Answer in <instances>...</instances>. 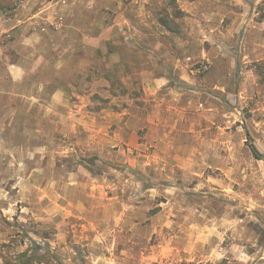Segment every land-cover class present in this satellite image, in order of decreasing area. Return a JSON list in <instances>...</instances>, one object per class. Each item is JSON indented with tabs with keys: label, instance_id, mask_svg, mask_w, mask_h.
<instances>
[{
	"label": "rangeland",
	"instance_id": "obj_1",
	"mask_svg": "<svg viewBox=\"0 0 264 264\" xmlns=\"http://www.w3.org/2000/svg\"><path fill=\"white\" fill-rule=\"evenodd\" d=\"M107 5L109 42L36 48L44 94L0 144V264H264V62L243 54L264 1ZM5 17L7 72L33 47H11Z\"/></svg>",
	"mask_w": 264,
	"mask_h": 264
},
{
	"label": "crops",
	"instance_id": "obj_2",
	"mask_svg": "<svg viewBox=\"0 0 264 264\" xmlns=\"http://www.w3.org/2000/svg\"><path fill=\"white\" fill-rule=\"evenodd\" d=\"M40 1L41 0H0V10L2 8L7 10V17H5L8 18L5 19L7 20L6 26L11 29L10 32L14 38V41H10L11 47L17 49L16 45L19 44L33 47L31 50L29 49L26 52H22L23 57L19 63H10V69H8L7 72L0 71V144H7V135L15 126L19 127V122H12L18 116V110L21 107L19 106V101H25V99H28L29 96L34 94H44V80L40 77L39 71L44 67L45 57L40 55L36 48L43 45L59 46L60 43L55 41L60 38L63 39V35H66L68 31L70 32L69 35L65 37L69 38L64 39L69 40V42H65L63 46L74 48H77V46H101L102 43L110 41L107 35L115 27L110 26L107 19H105V24H98L96 20L93 21L94 13L99 11L98 6H96L97 0H94V3L92 2L93 4H90L84 9L83 20L77 18V7L81 8V0H66L65 2H68L69 7L66 8L61 6V11H58V17H55L57 12L56 8H54L53 11L55 15L52 13V20L46 23L49 24L50 22L52 25L53 22L59 28H56L57 30L49 28L47 33L41 34L39 32V26L42 25L43 14H46L47 18H49L48 14H50L51 10L48 9L52 8L54 5H49L46 9V13L42 8L37 7ZM259 1L263 2L264 0H258V2ZM62 2V0H59V2L57 1V3H59L57 7H59ZM106 2L108 5L101 6L106 8H102L100 11V13L106 15L110 14V11H112L111 8L115 6V4H117L118 7L121 5L130 6L132 8L147 7L149 10H153L160 5H158L159 0H106ZM178 2L181 3L182 0H178ZM64 11L69 14L66 15ZM31 14L33 16L37 15L38 18H31L29 16ZM65 15L66 20L63 18ZM244 20L248 21V29L245 39L246 43L244 45L246 51H244L243 54L250 52V57H246L248 60L264 62V20L261 22L249 21L247 18ZM48 38H51L49 41L52 42L48 41L46 44L45 42ZM14 44L15 46L13 47ZM126 44L128 45L129 42L126 41ZM133 44L136 45L138 43L133 42ZM17 68H19V70H16ZM31 84H33L32 87H30ZM41 123L43 124V122ZM2 187V184H0V206H2L4 202ZM9 206H11V208L5 210H7V213H12L13 205L10 203ZM1 233L0 231V234ZM0 263H3L1 259Z\"/></svg>",
	"mask_w": 264,
	"mask_h": 264
},
{
	"label": "trees",
	"instance_id": "obj_3",
	"mask_svg": "<svg viewBox=\"0 0 264 264\" xmlns=\"http://www.w3.org/2000/svg\"><path fill=\"white\" fill-rule=\"evenodd\" d=\"M252 151L256 157H261L258 153V151L255 148H252ZM24 255V254H23ZM6 264H10L9 261H6ZM29 264H32V261L30 260Z\"/></svg>",
	"mask_w": 264,
	"mask_h": 264
}]
</instances>
